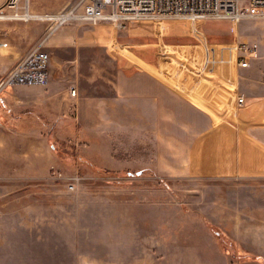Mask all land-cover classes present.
I'll return each instance as SVG.
<instances>
[{
    "label": "rangeland",
    "instance_id": "1",
    "mask_svg": "<svg viewBox=\"0 0 264 264\" xmlns=\"http://www.w3.org/2000/svg\"><path fill=\"white\" fill-rule=\"evenodd\" d=\"M31 1L45 17L79 0ZM257 22L264 24L246 20L233 30L208 20L201 34L173 17L134 20L118 30L78 22L48 35L50 21L36 20L40 29L28 33L36 36L29 50L51 36L44 43L50 71L60 63L62 73L79 74L81 86L101 96L114 94L122 62L132 76L151 74L224 111L235 102V89L194 79L202 58L196 46L202 38L238 42V30H251L252 38ZM68 29L87 31L97 47L76 53L58 45L55 35ZM113 31L118 53L109 44ZM1 54L7 71L0 85L18 61ZM34 88L0 93V264H264V177L191 171L176 142L162 139L155 106L45 104L34 101Z\"/></svg>",
    "mask_w": 264,
    "mask_h": 264
},
{
    "label": "crops",
    "instance_id": "2",
    "mask_svg": "<svg viewBox=\"0 0 264 264\" xmlns=\"http://www.w3.org/2000/svg\"><path fill=\"white\" fill-rule=\"evenodd\" d=\"M6 1L0 0V8ZM34 22L8 21L1 24L2 41L8 43L9 48L7 54L0 53L1 58L19 61L28 52L36 39V36H28V33L40 29ZM81 31L82 35L73 29L61 31L55 35V41L58 45L74 47L76 53L96 48L97 44L88 41L87 31ZM250 32L246 30L241 35L238 30L242 41L260 43L261 57L251 60L250 67L240 70L238 74L237 92L246 98L242 108H238L234 102L220 111L204 97L199 99L206 104H201L200 100L196 101L187 94L174 92L151 74L138 72L132 76V68L122 62H118L113 95L101 96L82 87L79 74H64L61 72L62 64L57 63L56 68L50 71L49 84L33 89V99L45 104L155 106L162 139L176 142L178 156L190 160L191 171L209 173L217 178L264 177V69L261 68L264 62V24L257 22L252 38H248ZM109 44L119 52L114 31ZM6 71L0 68V74ZM71 87L77 89L76 96L71 94Z\"/></svg>",
    "mask_w": 264,
    "mask_h": 264
},
{
    "label": "built area",
    "instance_id": "3",
    "mask_svg": "<svg viewBox=\"0 0 264 264\" xmlns=\"http://www.w3.org/2000/svg\"><path fill=\"white\" fill-rule=\"evenodd\" d=\"M72 4L76 5L74 14L78 16L77 22L91 25L106 22L117 30L124 28L128 22L144 18H150L155 22L169 17L185 19L190 22L194 34H201L199 27L208 20L225 21L232 25L233 30L246 20H264V0H79L71 2L66 7ZM79 8L82 11L77 14ZM63 13L64 8L57 16ZM36 15L32 10L31 0H7L0 8V48L8 47V43L2 41L3 22L30 23L48 20L50 21L47 27L48 35L52 34L51 30L55 24L62 26L74 23L71 19L63 21L64 16H61L63 19L55 21L51 18L54 14H46V19H39ZM46 38L20 58L2 81L0 93L7 88L44 87L49 84L52 57L44 49V43L49 36ZM196 47L201 50L202 58L193 66L196 67L194 79L201 82L206 78L215 81L217 85L232 87L237 95L235 100L237 107H244L246 98L237 92V77L240 70L249 68L251 60L260 56V43L239 40L212 44L207 38H202L201 46ZM70 92L76 96L77 89L71 87ZM75 188L76 183H71L69 189L74 191Z\"/></svg>",
    "mask_w": 264,
    "mask_h": 264
},
{
    "label": "bare ground",
    "instance_id": "4",
    "mask_svg": "<svg viewBox=\"0 0 264 264\" xmlns=\"http://www.w3.org/2000/svg\"><path fill=\"white\" fill-rule=\"evenodd\" d=\"M75 7H76V5H69L68 7H66V8H64V13L62 14V15H59V16H57L58 14H55V15H53L51 18L52 19H54L55 21L56 20H58V19H63L61 16H64V19H63V21L65 20V19H71V20H74V24H76V23H78L77 21H78V16L77 15H75L74 13V11H75ZM37 16V18H39V19H46V16L45 17H40V16H38V15H36ZM133 22V21H132ZM60 25L58 24V25H54L53 27H52V30H51V32L53 33V31H55L58 27H59ZM49 38H50V36H49Z\"/></svg>",
    "mask_w": 264,
    "mask_h": 264
},
{
    "label": "trees",
    "instance_id": "5",
    "mask_svg": "<svg viewBox=\"0 0 264 264\" xmlns=\"http://www.w3.org/2000/svg\"><path fill=\"white\" fill-rule=\"evenodd\" d=\"M137 173H140V174H141L142 172L139 171V172H137Z\"/></svg>",
    "mask_w": 264,
    "mask_h": 264
}]
</instances>
